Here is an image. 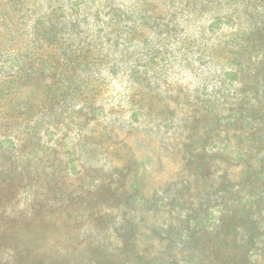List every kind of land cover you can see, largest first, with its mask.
<instances>
[{
    "label": "rangeland",
    "instance_id": "rangeland-1",
    "mask_svg": "<svg viewBox=\"0 0 264 264\" xmlns=\"http://www.w3.org/2000/svg\"><path fill=\"white\" fill-rule=\"evenodd\" d=\"M0 264H264V0H0Z\"/></svg>",
    "mask_w": 264,
    "mask_h": 264
}]
</instances>
